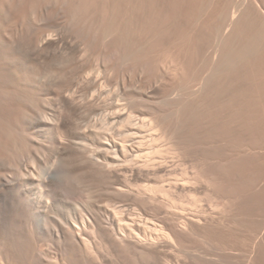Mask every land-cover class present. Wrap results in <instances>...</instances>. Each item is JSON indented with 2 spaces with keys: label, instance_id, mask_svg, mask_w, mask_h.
<instances>
[{
  "label": "rangeland",
  "instance_id": "1",
  "mask_svg": "<svg viewBox=\"0 0 264 264\" xmlns=\"http://www.w3.org/2000/svg\"><path fill=\"white\" fill-rule=\"evenodd\" d=\"M137 126L162 156L103 166ZM40 165L90 251L37 228ZM0 196L6 264H264V0H0Z\"/></svg>",
  "mask_w": 264,
  "mask_h": 264
},
{
  "label": "bare ground",
  "instance_id": "2",
  "mask_svg": "<svg viewBox=\"0 0 264 264\" xmlns=\"http://www.w3.org/2000/svg\"><path fill=\"white\" fill-rule=\"evenodd\" d=\"M43 38L42 37L40 38L39 44H41L40 42H43L45 40ZM118 114H120V113H118ZM143 132L144 131L141 129V127L137 126L135 128H130V129L126 130L124 132V137L123 138H117L116 139L112 135H109L110 137L107 139L108 140L107 142H102L101 141L102 139H101V134L100 133H98V132L93 133L92 132V133H90V135L93 137V140H95L98 144H100V146L104 149V152H106L107 154H110V156H108V155L102 156V154L98 152V153H94V156L96 158H98V157L101 158L102 159V165L103 166H106V167H110V168L111 167H114V166L121 165V162L130 160V158H132L133 156H135L137 159L139 157H144V159L141 160V161H142V165L146 166L150 162L159 159V157H161L162 155H160V156L155 155V154H161V150L156 145V142H157L156 135L154 133H143ZM78 143L81 146L84 145L83 142H81V141L78 142ZM140 164H141V162H140ZM19 169H21V168L19 167ZM49 169H51L50 166L47 169H44L40 165V167H38V166H31L30 169H26L27 171L25 173L23 171H20V173L21 172L24 173V175L21 174V177H22V175L25 177L24 185L26 187L25 188L26 189V192H24L25 193L24 201L27 202V204L29 203L31 205L30 208H32L34 210V217L36 219L37 228L38 227L39 228H43L46 225H49V223H51L55 227V230L53 232L54 235L58 239H61L64 236L62 234L61 226L62 225L63 226H67L72 233L70 231H67V229H65V230L67 232H70L74 236H76L77 237L76 239H78V241L80 242V244L86 250L90 251L92 249L91 248V241H90L91 239L85 233H83L85 227L87 226V224L85 223V218L83 216H79L80 222L78 224V222L77 223H74V222H72L70 220L72 218V216L70 217V219L69 218L68 219H62L61 217L60 218L59 217H56L58 215H56L55 217H53L56 214V212H55V214L53 213V211L48 213V209L50 208V204H49L50 201L47 199L48 198V194L45 191V186L47 185V183L49 181L48 179L51 180V178H50L51 171L49 172ZM52 172L54 173L53 170H52ZM54 175H56V174H54ZM54 175L52 174L51 176H54ZM54 177L52 179H54ZM9 180H10V178H9ZM9 180L3 179V181L1 182V184L5 186V185H7V183H8ZM10 182H12V181H10ZM15 186H17V185L14 184V187ZM9 187L10 186H8V188ZM17 190H19V189H17ZM156 190H158V189L156 188ZM160 190L163 191V188H160ZM163 193H165V191H163ZM10 196H11V194H10ZM5 198H7V196H5ZM1 199H3V198L1 197ZM7 199H6V201H7ZM9 201L10 200H8L7 202H9ZM2 203L4 205L6 204L3 201H2ZM3 207H5V206H3ZM8 207H9V205H8ZM2 213H4V212H2ZM50 213H52L54 215L53 216H50ZM109 219L111 220L110 221L111 227L113 228V230H117L119 234H121L123 236H124V234L125 235H130V236L134 237L140 243H144L143 241L146 240L144 237L147 236V235L145 233H142L141 232V228L139 226L131 224V222L133 221L132 219L127 220V219H124V218H120L118 220V219H116V217L114 219H111V218H109ZM33 221H34V219H33ZM46 227H48V226H46ZM42 230H44V229H42ZM45 230H47V229H45ZM84 232H86V231H84ZM161 233H165V234H167V236H171V235L173 236L175 234V231L174 230H170V231H167V232L162 231ZM73 235H72V237H73ZM121 235H119V236H121ZM41 253L43 254L44 252L41 251ZM0 264H6L5 263V260H3L2 257H0Z\"/></svg>",
  "mask_w": 264,
  "mask_h": 264
}]
</instances>
